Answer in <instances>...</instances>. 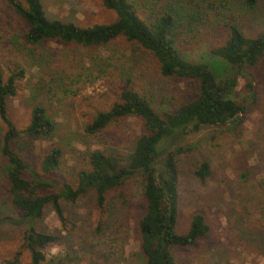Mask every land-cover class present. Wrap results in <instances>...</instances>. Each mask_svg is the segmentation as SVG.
<instances>
[{
  "label": "trees",
  "instance_id": "trees-1",
  "mask_svg": "<svg viewBox=\"0 0 264 264\" xmlns=\"http://www.w3.org/2000/svg\"><path fill=\"white\" fill-rule=\"evenodd\" d=\"M4 2L24 25L21 35L24 46L55 42L96 50L123 41L151 55L158 63L160 74L182 84L185 91L177 107L160 110L153 95L138 88L121 72L118 75L121 84L113 102L108 109L94 114L84 126V133L99 136L112 124L134 118L140 122L141 132L133 150L127 154L115 149L87 150L81 155L82 165L69 169L58 147L29 155L27 150L20 152L12 146L14 141L32 146L35 141L50 140L56 124L45 107L34 105L28 124L22 129L15 126L9 117L8 101L16 98L25 71L15 66L5 75L0 66V121L4 126L0 135L1 194L22 220L21 225H14L24 227L22 244L30 264L53 262L56 257L47 260L44 250L63 242L60 232L49 234L37 226L48 208L62 228L72 231L66 227L69 220L65 205L69 207L92 193L109 229L108 219L113 215L110 205L116 191L135 179L140 181L144 202L135 229L145 264H178L172 250L194 246L210 231L200 213L191 217L185 233L175 230L181 158L193 151L187 139L205 128L232 127L235 131L243 125L249 112L247 104L235 97L240 78L244 81L246 98L251 104L257 102L264 75V25L249 35L234 11L238 8L253 14L264 0H102L115 19L109 24L89 27L49 18L41 0ZM209 13L217 19L225 39L207 51L208 59L191 60L182 48V36L199 26V22H206ZM0 32H4L1 25ZM112 58L92 56L85 66L100 75L112 66ZM192 174L205 181L211 175L209 162L198 161ZM23 260L20 250L2 264H23Z\"/></svg>",
  "mask_w": 264,
  "mask_h": 264
},
{
  "label": "rangeland",
  "instance_id": "rangeland-1",
  "mask_svg": "<svg viewBox=\"0 0 264 264\" xmlns=\"http://www.w3.org/2000/svg\"><path fill=\"white\" fill-rule=\"evenodd\" d=\"M41 2L49 18L74 22L81 27L109 24L115 19L114 13L104 8L102 0ZM236 10L247 34L264 25L263 2L253 14ZM0 25L4 31L0 32L1 68L5 75L15 66L25 71L16 98L8 101L9 117L18 129H22L28 124L32 106L42 105L56 124L50 140L35 141L32 146L12 142L20 152L27 150L32 155L58 147L69 169L82 165L81 155L87 150L131 152L141 132L140 122L134 118L112 124L99 136L84 133V126L94 114L108 109L113 102L114 93L121 84L118 79L121 72L138 88L153 95L160 110L177 107L185 97L183 85L163 77L151 55L123 41L96 50L55 42L24 46L21 38L24 25L12 15L4 0H0ZM182 39V48L191 60H205L208 59L207 51L224 41L225 33L209 13L206 22H199V26L192 27ZM92 56H112V66L99 75L85 66ZM81 65L85 66L84 70L78 69ZM261 79L255 104L246 98L244 81L239 79L235 97L247 104L249 112L241 127L235 131L232 127L205 128L187 139L193 151L181 158L175 230L185 233L191 217L200 213L210 231L194 246L172 250L178 264H264V75ZM3 131L0 121V135ZM202 159L209 162L211 169L205 181L192 174L194 165ZM60 178L65 176L62 174ZM2 184L0 180V264L20 250L23 264H30L22 244L24 227L14 225H21L22 220L3 198ZM115 195L110 205L113 215L108 219L109 229L105 227L107 220L95 206L92 193L69 207L65 205L69 220L66 227L72 231L62 228L48 208L37 226L49 234L60 232L63 242L44 250L47 260L56 259L42 264H145L135 229L136 219L144 210L140 181L128 182ZM72 223L75 224L73 228Z\"/></svg>",
  "mask_w": 264,
  "mask_h": 264
}]
</instances>
